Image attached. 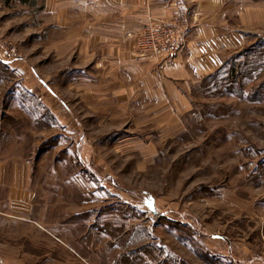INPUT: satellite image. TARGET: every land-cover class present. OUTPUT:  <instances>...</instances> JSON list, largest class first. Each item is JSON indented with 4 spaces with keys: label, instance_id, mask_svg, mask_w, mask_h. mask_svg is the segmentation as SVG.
<instances>
[{
    "label": "rangeland",
    "instance_id": "374dc122",
    "mask_svg": "<svg viewBox=\"0 0 264 264\" xmlns=\"http://www.w3.org/2000/svg\"><path fill=\"white\" fill-rule=\"evenodd\" d=\"M46 4L0 0V158L30 198L14 212L0 187V264H264V29L260 61L202 78L166 134L83 105Z\"/></svg>",
    "mask_w": 264,
    "mask_h": 264
},
{
    "label": "crops",
    "instance_id": "0c3cea01",
    "mask_svg": "<svg viewBox=\"0 0 264 264\" xmlns=\"http://www.w3.org/2000/svg\"><path fill=\"white\" fill-rule=\"evenodd\" d=\"M253 3L47 0L50 50L54 58L65 63L72 59L74 67H81L78 76L68 82L71 89L78 84L77 96L84 106H95L104 113L112 109L114 121L157 122L166 134L169 127L180 132V116L190 110L189 93L195 84L250 44L249 28L264 29L263 8L262 12L248 11V7L255 11ZM175 19L188 30L184 47L170 50L162 60L140 58L135 51L137 33L149 26L171 25ZM233 22L239 28H233ZM135 112L139 114L133 116ZM14 170L0 158V187L10 188L6 207L24 212L29 193L22 171Z\"/></svg>",
    "mask_w": 264,
    "mask_h": 264
},
{
    "label": "built area",
    "instance_id": "2783aa9c",
    "mask_svg": "<svg viewBox=\"0 0 264 264\" xmlns=\"http://www.w3.org/2000/svg\"><path fill=\"white\" fill-rule=\"evenodd\" d=\"M180 19H175L171 25L149 26L137 33L135 50L140 58H166L170 50L184 47L188 30L182 27Z\"/></svg>",
    "mask_w": 264,
    "mask_h": 264
},
{
    "label": "trees",
    "instance_id": "16d2710c",
    "mask_svg": "<svg viewBox=\"0 0 264 264\" xmlns=\"http://www.w3.org/2000/svg\"><path fill=\"white\" fill-rule=\"evenodd\" d=\"M259 40V42H258V44H260L259 45V49H261L262 48V46H261V44H263L262 43V40L263 39H258ZM257 40V41H258ZM264 41V40H263ZM257 43H253V44H250V46H248V47H246L245 49H243L241 52H239L240 54H238V56H240V57H244V56H247V55H249V54H251V55H255V57H254V59H253V61H254V63H257V61H260V59H261V56H260V54H258L257 52H255V50H256V48L258 47V46H256V45H258ZM261 51V53H264L263 52V50H260ZM255 52V53H254ZM264 55L262 54V57H263ZM229 62H230V59L229 60H227L216 72H214V73H212L211 75H209V76H207L206 78H205V80H208V81H210L211 79H214V77H216L218 74H220V73H222V72H226V70H227V67H228V65H229ZM230 76H232V77H235V80H237L238 79V75H237V73L235 72V68L234 67H232L231 69H230ZM213 84H215V83H213Z\"/></svg>",
    "mask_w": 264,
    "mask_h": 264
}]
</instances>
